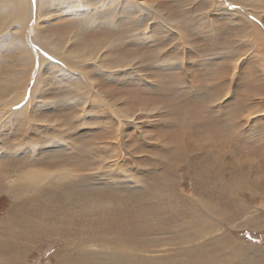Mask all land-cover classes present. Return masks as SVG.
Here are the masks:
<instances>
[{
  "label": "rangeland",
  "instance_id": "rangeland-1",
  "mask_svg": "<svg viewBox=\"0 0 264 264\" xmlns=\"http://www.w3.org/2000/svg\"><path fill=\"white\" fill-rule=\"evenodd\" d=\"M28 1L23 0L22 4L27 7ZM72 1L57 0L58 5L51 6L49 10L43 7L42 15L31 19L33 23L37 20L50 41H65V36L72 32L69 34L72 38L66 44L67 49H72V45H79L73 42L77 32L72 22L84 18L83 14H74L77 8H70ZM141 1L152 4L153 7L157 6L165 15L179 19L185 50L171 48L172 43L163 41L162 37L157 41L167 43V48H146L142 45L144 40L135 42L136 47L129 45L122 48L121 59L138 57L147 64L139 65L134 61L129 68H134L135 71L127 66L122 68L124 71L127 69L125 73L131 74L128 75L129 80L123 79V82H112L103 77L101 80L99 76L98 86L100 89L103 87L102 93L107 101L104 105L94 101L88 106L89 110L86 106L84 113H78V100L68 97L66 82L61 84L55 77H50L51 83L44 87L46 107L37 110L38 121L27 127V124L24 127L12 125L7 128L8 131L6 130L2 139H6L11 145L15 137L12 132L18 133V129L23 128L29 143L33 142L38 147L45 143L41 154L36 155L43 160L37 163L34 158L33 161L31 154L35 150L26 153V156L6 157L3 160L6 166L0 170V176L11 167H24V170L31 174L42 171V175H45L47 170L52 169L50 166H62L61 168L71 170L70 177L74 185L51 186L55 193L41 191V196L28 201L29 205L23 208V213L30 219H25V224L29 226V220L32 225L35 223L32 218L35 217L34 214H39L36 211L39 206L47 219L54 221L56 218L57 222H53V228L57 231L53 230L52 232H56L51 233L49 238H41L35 234L38 226L42 230L41 225H34L36 228H30L32 235L39 237L34 239V243H19L18 249L8 250L5 245L16 242V236L10 229L1 237L0 264H16L21 260L23 264H56L58 253L70 255L72 264H256L258 261L257 264H264V199L260 193L248 190L247 185L239 190L234 186L237 181H243L254 190L264 188V1L239 0L238 3L233 0L234 3H231V0H218L217 3V0H139ZM221 1L227 5H221ZM214 4H219L217 7L220 8ZM234 7H241L245 12L251 11L250 13L258 19H252L255 29L249 39L256 45L253 48L245 42L247 38H243L246 18L241 19L238 14L230 15V10ZM183 9H187V12L191 13L190 16L199 15L198 20L184 19L180 12ZM149 21L152 20L145 23ZM189 21L207 23L202 32L201 27L191 26ZM46 22L50 23V26ZM155 22L157 21H154L152 26ZM6 30L5 34L18 32L17 26L8 27ZM100 30L107 32L104 28H97L92 35ZM89 32L85 30L83 35H79L85 43L93 40ZM129 35L124 34L123 41H126ZM2 37L1 34L0 76L4 75L3 72H10L12 67H18L19 72L24 69L22 66L30 64V48L29 51H19L21 53L17 54V48H9L12 42L3 43ZM231 48L238 54L230 51ZM167 50H172V64L158 67L153 61L148 62L149 53L158 54ZM20 58L26 59V62L16 64L15 60ZM52 61L57 63L58 60ZM57 64H60V61ZM49 74L50 71H47L46 75ZM28 81L24 100L18 105H23L29 97L34 80L31 78ZM114 105L123 111L124 119L119 116L118 119L113 114ZM86 113L90 115L89 118ZM40 133L43 138L38 137ZM62 145H69L70 148L60 152V149H64ZM216 147L226 149L230 154L223 157L219 153L221 149ZM57 156V161L63 160L62 165L54 163ZM51 158L53 162L44 165ZM9 176L0 177V187L4 190L9 186L6 181L10 179ZM90 178L93 179L89 182H80L81 179ZM84 191L87 194H84ZM58 193L61 195L58 196ZM193 198L219 201V214L215 216L218 228L216 227L214 232L206 230L211 232L206 238L217 234L227 238L230 233L229 246L223 248L220 243L222 249H219L218 242V251L200 257L198 242L203 239L187 241V223H194L197 213ZM10 206L8 196L0 193V219ZM211 210L215 211V206L211 207ZM50 222L52 223H45L49 225ZM94 222H101L102 226L96 229L97 225L93 224L90 227ZM59 224H63L61 230ZM91 228H95V231L92 232ZM193 231L189 230V233ZM111 242L116 243L112 245ZM120 245L121 251H116V247ZM191 247L195 248L196 252H193ZM88 249L92 252L87 251ZM116 252L118 256L113 254ZM130 252L133 254L130 255ZM128 260L130 263H127Z\"/></svg>",
  "mask_w": 264,
  "mask_h": 264
},
{
  "label": "bare ground",
  "instance_id": "bare-ground-1",
  "mask_svg": "<svg viewBox=\"0 0 264 264\" xmlns=\"http://www.w3.org/2000/svg\"><path fill=\"white\" fill-rule=\"evenodd\" d=\"M22 1L23 0H0V30H1V34L3 35L2 42L4 43V41H8V42L10 41L9 42L10 44L12 42L13 45L12 44L9 45L10 46L9 48H13V49L17 48V50H16V51H18L17 54L24 52L25 50L29 51V48H30V53L28 56V59H30L29 65L28 64L27 65L23 64L25 66L21 65L24 69L20 70L19 72H18V70H19L18 67H15V69L12 67L13 69L11 68L10 72L4 73L2 71L3 72L2 74H4V75L0 76V170L6 166L3 163L4 158L11 157L13 155H17V157L23 156L26 153H29L30 151H33V150H35V152H33L31 154V158L33 159V161H34V158H36L37 163L41 162L43 160L40 157L38 158V156H36V155L41 154V152L43 151L42 149L44 148L45 143H43L42 146L40 145V147H42L41 149L35 143H33V142L29 143L27 141L28 137L26 136V138H25V132H24L23 128H19L17 131L18 133L12 132V134H14L15 137H14V141L11 143V145L8 144L6 139L5 140H2V139H3V136L6 134V132L8 131L7 128H9L10 126L21 125L22 127H24V125L27 124L26 125V127H27V126L31 125L32 122L38 121V119L36 117L37 116L36 113H37V110L40 111V108H42L43 106L46 105V103L44 102V96H45V92H46L44 87H45V85L49 84L50 77H55L57 79V81L61 82V84L64 81L66 82L67 85H65L66 86L65 89L68 90V93H67V95H69L68 97L72 100H78L76 102L78 105H80L78 113H84V111L86 110V106H87V110H89L88 106L93 104L94 101L97 102L98 104L102 103V105H104L105 102L107 101L105 98L106 97L105 94L102 93L103 87L100 89V86H98L99 85L98 81L100 79L99 76H101V80H103V79L109 80V81L112 80V82H120L123 79L129 80L128 75H131L130 72L125 73V71H127V69L124 71L122 68H125L126 66H127V68H129L134 61H137L139 63V65H140V63L143 65L147 64V62H145V60L142 61L143 59L138 58V57L137 58L133 57L130 59H126L125 57H122V59H121L120 50L122 48H127L129 45H133L134 47H136L137 44L135 45V42H138L140 40H144L143 43L142 42H139V43L140 44L142 43V45L146 48L149 46H151L152 48H167V46H168V45H166L167 43L166 44H164L163 42L158 43V41H157L159 37H162L163 41L172 43L171 48H173V49L184 48V50H185V46H184L185 40L183 39V32H181L182 31L181 27H179V19H177L175 17H171L169 15H165L164 13H161L159 11V9H157L158 8L157 6L153 7L152 4L144 3L143 1L139 2V0H73L71 3L72 5H70V8H74V9L77 8L76 12L73 11V12H75L74 14H76V15L83 14L84 18L81 21L79 20L76 22H72L73 26L76 29L75 31L77 32V35L75 36L73 42H76V44H79V45H76V47H75V45H72L73 46L72 49H70V47H69V49H67L68 47L66 45L68 43V41L72 38V36L69 37V34H71L72 32L69 33L67 36H65V41L56 40V39H53L52 41H50L49 36H46V34L43 33L45 30L40 28L41 26L38 25L37 20H35L34 23L31 20V19L35 18L37 15L38 16L42 15L43 7L45 10H49L51 6L58 5L57 0H29L27 7H25L22 4ZM196 1L198 2V0H196ZM209 1H211V0H209ZM232 1L233 0H231L230 2L232 3ZM234 1L238 2L239 0H234ZM234 1H233V3H234ZM215 2L219 3L218 0ZM256 2H261V0H256ZM242 3H243V1L240 4L242 5ZM220 4L223 6L225 5L224 1L223 2L221 1ZM259 4H261V3H259ZM218 5H215V6L217 7ZM236 6H238L237 3H236ZM70 8H68V9L71 10ZM217 8H220V7H217ZM224 8H226V7H224ZM226 10H227V8H226ZM183 11H184V9H183ZM183 11H180V12H181L182 16L184 17V19H191V20L193 19L194 20L195 18L197 19L199 17V15H196V16L191 15L190 16L191 13L189 11L187 12V9L184 11V13H183ZM213 11H215V10H213ZM247 11L245 12L243 10V8H241V7H234L232 10H230V12H232L230 15L232 16V15L238 14V17H242L241 19L246 18L247 21L244 24L245 29L242 31V32H244L243 38H247V40H245V42H247V45L249 47L252 46V48H253L255 43H254V41H252V39H249V37H251L254 34V29H255V27L252 25L253 24L252 19H257V18L254 17L252 13H250L251 11L250 12H247ZM46 13L48 14V12H46ZM193 13H194V11H193ZM200 14H202V13H200ZM68 15H70V14H68ZM216 15H218V14H216ZM73 16H75V15H73ZM45 17H44V19H45ZM52 19L54 20V18H52ZM47 20H45V21H47ZM147 20H152V21L145 23V21H147ZM180 20H181V18H180ZM49 21H50V18H49ZM51 21H50V23H51ZM154 21H157V22H155V25L152 26ZM207 21L206 22H204V21H195V22L191 21L190 22L189 21V22H190L191 26L201 27V30L203 32V27L206 26L205 24L207 23ZM185 22L186 21H184V23ZM192 22H194V23H192ZM46 23H48V22H46ZM50 23H48L49 26H50ZM43 24H45V22ZM60 24H61V22H60ZM48 25L47 26L45 25V26L48 27ZM12 26L13 27L17 26L19 33L17 31H14V32H10L8 34H5V31H7L6 29H8V27L11 28ZM45 26H44V28H45ZM262 27H263V25H262ZM49 28L51 29L52 26ZM54 28H55V26H54ZM97 28H100V29L104 28V31L107 30V32H103L102 30H100L98 33H95L94 35H92ZM85 30H89L90 31L89 36L91 38H93V40L89 43L83 42L81 40V38L79 37V35H83ZM48 31H49V29H48ZM124 34H130L126 38L127 39L126 41H123V38H122V36ZM163 34H165V35H163ZM200 34L203 35V33H200ZM186 35H188V34H186ZM53 36H55V35H53ZM180 40H183V42H181ZM238 41H240V40H238ZM228 48H230V47H228ZM172 50L171 51L167 50V51H169V53L167 51L162 52V53H158V54L149 53L148 57H147L148 62L152 63V61H153L155 64L158 65V67H164L165 64H168V63L172 64L174 62V59L170 58V55H172L170 52H172ZM19 51H21V52H19ZM230 51H233V48H231ZM233 53L238 54L237 51H235V50L233 51ZM152 55H153V57H152ZM52 59L58 60L57 63L60 61V64H57L55 61H52ZM17 60H15L16 64L26 62V59H24V58H20ZM175 66H177V65L175 64ZM3 67H6V66H3ZM7 67H8V65H7ZM16 68H18V69H16ZM168 68H169V66H168ZM129 69L134 70V68H129ZM230 69H231V65L229 67V71H230ZM2 70H4V69H2ZM5 71H6V69H5ZM47 71H50L49 75H46ZM114 71H117V72H114ZM102 77H103V79H102ZM31 78H33L34 81H33V85H32L30 92H29V97H28V99L25 100V103L23 102L24 103L23 105H21V104L18 105L20 102H22L24 100V94L28 89V83H29L28 80H30ZM53 81H56V80H53ZM46 90H47V88H46ZM48 99H49V97H48ZM56 105H57V103H56ZM56 105H55V107H58ZM47 106H49V105H47ZM112 110H113V114L115 116H117V118L119 116V118L124 119L123 118L124 113L122 110H120L119 107H116L114 105V106H112ZM87 113H88V111H87ZM87 113L85 115H87V117L90 116V115H88L89 113L88 114ZM47 117H49V116H47ZM51 117H52V115H51ZM77 117H79V116H77ZM85 119H86V117H85ZM56 121H57V119H56ZM51 124H52V120H51ZM61 125H63V124H61ZM31 126H33V125H31ZM53 126H55V124H53ZM63 126H65V125H63ZM35 128H33V129L35 130ZM178 130H179V128H178ZM42 133L38 134V137H40ZM62 135H60L61 138H62ZM40 138H43V137H40ZM49 140H52V139L49 138ZM10 142H11V140H10ZM213 143L221 144L222 142L213 141ZM63 146L64 145H62L61 147H63ZM68 147L70 148L69 145H68ZM68 147L64 146V149H60V152L62 150L63 151L67 150ZM216 148L221 149V151H219V153L223 157H225V154H230V152L226 151V149H223L221 147H216ZM57 151H59V150H57ZM46 153H48V152H46ZM61 154H63V153H61ZM86 154H87V152H86ZM235 154H236V152H235ZM58 156L54 159V163L57 162V164L62 165L63 160L57 161ZM48 158H50V157L48 156ZM52 160H53L52 158L50 160H47L46 162H48V163L45 162L44 165H46V166L49 165L50 162H53ZM30 161H31V159H30ZM82 161H84V160H82ZM221 166L222 165H220V167ZM61 167L60 166L59 167H57V166L51 167L50 166V168H52V169L47 170L46 171L47 173L45 175H42V171H41V173H38V174H31L29 172H26V170H24V167H19L18 169L11 167V168L6 169L5 172H3V174L0 176V177H5V176H9L12 174V176H9L11 181H10V179H6V181L9 183V186L5 189L7 191H5L3 188L0 187V193H4L6 196H8V198L10 199V203H11V206L7 210L4 217L0 219V241H1V237L6 232L10 231V229L12 230L13 234L16 236V238H14V240L16 242L6 244L5 245L6 249H8V250L11 248L18 249L17 246H20L19 243H25V242H26L25 244H28L27 242L34 243L35 238H39V237H41V238L48 237L49 238L52 236V234L54 232L57 231L56 228H53L54 227L53 222L56 221V218H54V221L51 219H47L44 216L43 210L41 208H39V206L36 208L38 210L35 209L36 211H38L39 214L36 215L32 211V214H34V216H35V217L32 216L33 217L32 222L35 221V223H33V225H32L31 220H29L28 221L29 226L26 225L25 219L28 220L30 218H27L24 216L23 208L26 205H29L28 201L33 200L36 196H41V194H39L41 191H50L53 193L55 191V189H53L51 186L59 185V187H60L61 185L66 186L68 184H71V186L74 185V182L71 181L72 178L70 177V171L71 170L69 171L66 168H61ZM106 168H107V166H106ZM102 169H104V168H102ZM100 171H101V169H100ZM105 176H106V174H105ZM92 179L91 178L89 180H87V179L82 180L81 179L80 182H84V181L89 182ZM139 182L140 181H138V183ZM83 184H85V183H83ZM246 185L249 188L248 190H250L252 193H255V192L260 193V196L264 199V188H259V189L254 190L253 188H250V186L246 182H243V181H241V182L237 181L234 186H235L236 190H239L240 188H244V186H246ZM87 186H88V184H87ZM258 190H259V192H258ZM234 192H235V190H234ZM84 194H87V192L84 191ZM46 195H48V194H46ZM57 195L60 196L61 194L58 193ZM17 197H19V198H17ZM193 199H194V201L193 200H191V201H193L196 204L197 213H196V217L194 218L195 222L194 223H191V222L187 223V226H186V228L188 229L187 236H186L187 241L192 242V241H196L199 239L200 240L203 239V241L198 242L199 243L198 244L199 245L198 251L200 252L199 253L200 257L203 256L204 254L215 253V250L218 249V245H219V249H222L221 244L223 245V248H224V246H229L228 239H230V235H231L230 233L227 234V238H222L218 234H217V236H214L212 238H206V235H209L212 231L214 232L215 228L217 227L215 221H218V220H216L215 216L217 214H219L218 213V211H219L218 209L220 207L219 201L209 200L208 198H193ZM229 199L232 200L231 197H229ZM12 200L14 202H12ZM213 206H215V211L211 210V207H213ZM47 215L51 216L50 214H47ZM48 221H52V223L50 222L49 225L47 223H45ZM61 222H62V218H61ZM37 224L41 225L42 230H40L39 226H38V229L35 227ZM93 224L97 225L96 229H98L100 226H102L101 222H99V223L94 222V223H91L90 227H92ZM33 226L36 228L35 234L40 235L39 237L32 235V231L30 230V228L32 229ZM62 226H63V224H62ZM62 226L61 225L59 226L60 230H61ZM91 229H92V232L95 231V228H91ZM209 229L211 232H207ZM53 230H56V231L52 232ZM189 230H194V231L192 233H189ZM42 231H44V232H42ZM100 231L101 230H99V232ZM96 232H97V230H96ZM218 232H219V230H217V233ZM134 234H132V235H134ZM100 235L101 234H99V236ZM106 235H108V234H106ZM93 236H94V234H93ZM97 238H99V237H97ZM213 238H216L217 240H214ZM211 241H213V242H211ZM214 241H216V242H214ZM218 242H219V244H218ZM6 243H7V241H6ZM114 243H116V242H114ZM91 244H93V243H91ZM102 244H103V242H102ZM111 244H112V242H111ZM97 245H98V243H96L95 246H97ZM116 246H119V245H116ZM127 246H131V245H127ZM230 246H232V245H230ZM23 247H26V246H23ZM98 247H102V246H98ZM215 247H217V248H215ZM116 248H117V250L115 249L116 251H118V249H119V251H121L120 250L121 245H120V247H116ZM124 248H122V250ZM191 248H192L193 252H196L195 248H193V247H191ZM109 249H111L110 246H109ZM84 250H82V251H84ZM115 250H114V252H115ZM133 250H132V252H133ZM11 251H14V250H11ZM87 251H89V249ZM106 251H107V249H106ZM128 251H130V250H128ZM230 251H232V250H230ZM61 252H62V250H61ZM89 252H92V251H89ZM125 252H123V253H125ZM227 252H228V250H227ZM15 253H16V250H15ZM255 253L257 254V251ZM5 254H7L6 251H5ZM113 254L115 256L119 255L117 252L113 253ZM132 254L133 253H131L130 255H132ZM229 254H230V252H229ZM234 254H236V253H234ZM75 256H78V255H75ZM4 257H5V255H4ZM223 257H225V256H223ZM9 258H7V259L9 260ZM70 258H71L70 255L65 254V256H64L63 253H58L56 264H70L71 263ZM122 258H124V257H122ZM119 261H121V260H119ZM129 261L130 260H128L127 263H130ZM206 261L207 260H205V262ZM4 262H6V261H4ZM72 263H73V261H72ZM9 264H10V262H9ZM16 264H23V261L21 260L20 262H18ZM26 264H28V263H26ZM204 264H210V263H204Z\"/></svg>",
  "mask_w": 264,
  "mask_h": 264
}]
</instances>
